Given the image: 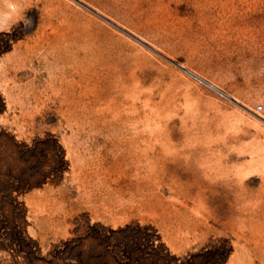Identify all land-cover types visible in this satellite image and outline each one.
Wrapping results in <instances>:
<instances>
[{
    "label": "rangeland",
    "instance_id": "rangeland-1",
    "mask_svg": "<svg viewBox=\"0 0 264 264\" xmlns=\"http://www.w3.org/2000/svg\"><path fill=\"white\" fill-rule=\"evenodd\" d=\"M0 264H264V0H0Z\"/></svg>",
    "mask_w": 264,
    "mask_h": 264
},
{
    "label": "bare ground",
    "instance_id": "bare-ground-1",
    "mask_svg": "<svg viewBox=\"0 0 264 264\" xmlns=\"http://www.w3.org/2000/svg\"><path fill=\"white\" fill-rule=\"evenodd\" d=\"M186 72H188L189 74H191L192 76L196 77L197 79H199L200 81H203L204 83H206L209 87L213 88L214 90H219V88L213 84L212 82L202 78L201 76L197 75L196 73H194L192 70L187 69L186 68Z\"/></svg>",
    "mask_w": 264,
    "mask_h": 264
}]
</instances>
